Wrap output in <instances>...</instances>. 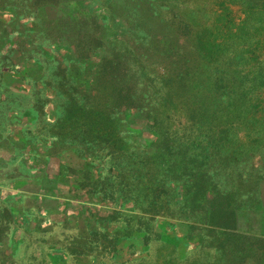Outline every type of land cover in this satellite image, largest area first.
<instances>
[{"label":"trees","instance_id":"1","mask_svg":"<svg viewBox=\"0 0 264 264\" xmlns=\"http://www.w3.org/2000/svg\"><path fill=\"white\" fill-rule=\"evenodd\" d=\"M19 1L0 0V89L15 101L13 94H26L20 82L27 79L38 92L48 88L63 109L54 132L60 126L71 144L91 149L99 157L93 171L108 169L102 178L101 169L92 176L68 165L70 177L82 173L74 201L153 229L162 219L183 225L216 263L264 264V79H256L264 72V0ZM232 5L244 15L238 23ZM33 53L42 59L34 62ZM25 62L34 64L24 74ZM40 101L31 111L40 113ZM194 139L205 141L208 153L202 142L193 148ZM42 192L43 206L55 203ZM3 202L10 214L13 202ZM80 209L71 220L79 231ZM117 233L115 246L97 251L98 264H109L104 254L126 241ZM86 240L73 238L69 259L58 264H97L77 259L91 249Z\"/></svg>","mask_w":264,"mask_h":264},{"label":"rangeland","instance_id":"2","mask_svg":"<svg viewBox=\"0 0 264 264\" xmlns=\"http://www.w3.org/2000/svg\"><path fill=\"white\" fill-rule=\"evenodd\" d=\"M230 10L236 23L244 18L240 7L232 5ZM27 26L26 24L25 31L30 30V27L27 28ZM256 27H260V25L257 24ZM14 28L13 25L10 29ZM19 32L20 29L16 28L8 36L10 41L15 39ZM42 42L45 40L41 38L36 43ZM5 49L8 50L9 46L7 45ZM41 57L37 53L32 54L34 62L42 59ZM34 62L24 63V74L33 68ZM261 63H264V56L259 57V64ZM249 64L252 66V63L249 62ZM23 72H21L22 75ZM257 72L259 70L255 71V73ZM69 73L67 72L68 75ZM5 76L7 81H11L7 74ZM258 78L264 79V72L256 79ZM17 79H21L20 73ZM28 81L27 79L25 83L27 84ZM25 83L20 82V85L25 87L22 90L26 94L22 96L13 94L16 97L15 101L12 100V94H5L0 89V96L7 97L0 104V264H12L10 256H13L15 261L20 264L61 263L66 261L65 258L69 259L70 257L73 238L87 239L91 249L90 253L89 251L83 253L88 254L87 257L77 258L75 256L71 257L72 260L77 258L82 263H88L91 258L94 263L98 264L99 254L97 251L102 245L115 246L112 239L118 229L122 231L117 234L126 241H123L118 249L112 251L111 254H104L103 261L109 264H120L118 263L120 261H122L121 264H223V260H220L219 263L213 260L212 252L208 247L199 250L198 243L200 242H198L197 236L190 235L183 225L172 226L169 221L162 219L158 221L157 225L154 223L156 228L153 229L123 213L112 216L113 214H110L107 207L100 208L91 203H87L86 206L83 202L74 201L73 193L81 195V187L80 192L78 190L72 192L71 189L72 186L78 188V184H82V173L76 171V174L70 177L68 165H75L77 170L85 168V171L87 169L92 176L98 174L101 169L102 178L109 177L108 169L100 168L93 171V166L96 167L99 163V157L91 156L93 151L86 150L85 146L78 147L71 144L67 131H64L63 128L60 129V126L57 129L58 133L54 132L55 121L62 116V107L57 105L53 97L47 95L50 93L47 91L48 88L38 92L34 87L26 86ZM38 87L44 86L40 84ZM262 91L264 92V86ZM38 99L41 100L38 104L41 107L40 113H36L37 109L31 111L29 108L34 103L36 105ZM19 102L20 106H17ZM133 129H138L141 132L145 130L141 129L139 125L134 126ZM180 134L179 131L178 136ZM150 141L151 139L148 138L145 143L149 144ZM193 141L195 142L193 148L198 146L197 142H202L200 145L203 146V152L206 154L210 150L209 148L207 151L205 150V141H200V139ZM72 145L79 150L78 153L72 148ZM50 151H54V153L49 154ZM178 158L181 159L180 156ZM106 162L107 159H105ZM197 162L200 163L201 159H198ZM244 175L245 173H243V180ZM111 180L115 181L113 175H111ZM72 181L75 185L70 184ZM44 183L47 186L41 188ZM42 190V193L45 194L48 191L47 194L52 195L51 201L55 203L43 206L45 195L39 194ZM259 190L262 192L261 198L264 200V183ZM35 191L37 193H32ZM33 195L39 196L38 200L34 201ZM25 197L27 198L25 199ZM10 200L13 202L12 210L10 214H7L3 211L2 203ZM132 205V202L129 203L125 208L126 211H131ZM80 207L85 210V218H82L79 231L76 223L71 220H73V215L81 210ZM116 209L120 211L118 207ZM136 211L135 214L138 213ZM65 213L66 216L63 215ZM259 216L257 215L256 219H259ZM52 217H56L54 223H52ZM104 225L108 231L103 230ZM139 225L140 231L137 235L135 230ZM125 227H128L130 231L124 232ZM173 231L175 236L171 237ZM194 232L196 233V231ZM144 233L148 239L139 240ZM133 242H135L134 246H132ZM140 249L145 250L138 254L136 251H140ZM25 256L28 257V262L24 260ZM43 258L45 261L42 260Z\"/></svg>","mask_w":264,"mask_h":264}]
</instances>
